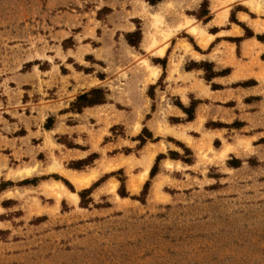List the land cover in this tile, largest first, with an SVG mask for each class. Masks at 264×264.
Here are the masks:
<instances>
[{"label":"rangeland","instance_id":"obj_1","mask_svg":"<svg viewBox=\"0 0 264 264\" xmlns=\"http://www.w3.org/2000/svg\"><path fill=\"white\" fill-rule=\"evenodd\" d=\"M93 88L104 104L66 112ZM0 184V264H264V0H0Z\"/></svg>","mask_w":264,"mask_h":264},{"label":"trees","instance_id":"obj_2","mask_svg":"<svg viewBox=\"0 0 264 264\" xmlns=\"http://www.w3.org/2000/svg\"><path fill=\"white\" fill-rule=\"evenodd\" d=\"M146 2H148L150 5H156L158 3H160L162 0H145ZM203 6H201L202 8ZM207 13H202V14H199L197 16L198 19L206 16ZM209 19H205V23L208 22ZM125 39H126V42L127 44L130 46V47H133V48H137L139 46V44L141 43V33H140V30L139 28L134 31V32H131V33H126L125 35ZM153 63L155 64H161V67L163 69V71L165 70V64H164V59H153L152 60ZM162 62V63H161ZM194 67L192 68H186L187 71H190L194 68L196 69H203L204 72H205V75H204V78L206 81L210 82L211 79L214 77L210 72V69L207 68L208 67V64L206 63H200L199 65H193ZM219 75H221V73H219ZM212 88H214V85H212ZM153 86H150L149 89H148V96L153 99V95H152V91H153ZM106 101V98H105V92L100 89V88H93V89H90L89 91L81 94V95H78L75 100L70 104V107L68 109V111L66 112H72V113H76V114H80L82 112L83 109L85 108H91V107H94V106H98V105H102L104 104ZM176 106L187 116L186 118V121L187 122H190L193 120V113H194V107L192 104H190L189 107H184L182 106L180 103H176ZM52 119L49 117L46 119L45 121V124H44V129H46L47 131L51 129L52 127ZM141 134L145 135L146 134V139L148 140H153L152 139V135L150 132L147 131L146 128H143L142 129V132ZM138 135L137 137H135L133 139V141H139V148H142L144 146V144L146 143L145 139L143 138V136ZM157 141V139H155L153 142ZM182 147V145H181ZM185 154L184 155H190V151H188V149L182 147ZM169 156L170 158L172 159H179L180 157L178 156L177 153H174V152H169ZM95 155H90L88 158L84 159V160H79V161H76V162H72V166L71 168L75 169V170H81L82 167L84 166H88L92 163L91 159H94ZM164 156L162 154L158 155L156 157V160H155V164L153 165V167L151 168L150 170V173H149V176H150V179L153 178L155 175H156V172H157V163L163 159ZM181 159V158H180ZM184 163H190L191 160L189 159H181ZM231 162H236L235 159H233ZM234 166V165H232ZM236 166V165H235ZM234 166V167H235ZM33 180L31 181H23L22 184H27V182H31L30 184H33L32 183ZM103 180H99L97 181L91 188L89 189H86V190H82L79 195L81 198H83L84 196L88 195L90 193V191L97 187L98 184H100ZM120 182H121V187H120V191H119V194L121 197H126V194L124 193V179H120ZM11 184V183H9ZM1 186H3V184H0V188ZM148 186H149V183L146 182L143 186V190H142V195H146L147 193V190H148Z\"/></svg>","mask_w":264,"mask_h":264},{"label":"bare ground","instance_id":"obj_3","mask_svg":"<svg viewBox=\"0 0 264 264\" xmlns=\"http://www.w3.org/2000/svg\"><path fill=\"white\" fill-rule=\"evenodd\" d=\"M191 33L193 35H195V37L198 38V41L200 42V44L202 45H206L207 42L209 41V38H206L204 33L200 30H198L197 28H191ZM148 65V64H147ZM148 68L151 69L150 71V75L151 77H155L156 76V68L148 65ZM152 155H148L143 162L141 163V167H142V173L140 174L137 182L134 180L131 181L130 183V188L132 191H136L137 187L139 184H141L144 180H146L148 172L150 170L151 164H152ZM123 165V163H118V165L116 166H111V167H106V170H110V169H115L118 166ZM27 174L29 173V171L26 172ZM62 175L67 178L70 182H72V184L75 185V187L77 189H84L87 188L91 182L95 181L98 178V172L97 171H91L89 172V174H81V173H67V172H63ZM115 186H113L112 188V192L114 191ZM52 195L55 196V199L57 201H59L62 197H65L69 200H71L73 203H76L77 201V197L71 193H69L64 187L60 186L58 188V191H52Z\"/></svg>","mask_w":264,"mask_h":264},{"label":"crops","instance_id":"obj_4","mask_svg":"<svg viewBox=\"0 0 264 264\" xmlns=\"http://www.w3.org/2000/svg\"><path fill=\"white\" fill-rule=\"evenodd\" d=\"M216 25H217V23H216ZM200 31H202V30H200ZM203 33H204V35H205V37L206 38H209V41L207 42V44L204 46V45H202V44H200V42L198 41V38L197 37H195V35H193L192 33V35L196 38V40H197V42H198V44L201 46V47H203V48H205V47H207L208 46V44L216 37V36H219L218 34H220V33H228V34H230L229 32H230V30L228 29V30H226L225 32H220V33H218V32H216L215 34H209V33H205L204 31H202ZM218 33V34H217ZM162 55V54H161ZM161 58H163V57H161ZM153 67V66H152ZM154 68H156V67H154ZM150 69V68H149ZM150 71H151V69H150ZM157 68H156V76L155 77H152V79L154 80V79H157L158 78V73H157ZM185 73H188V72H185ZM152 155V154H151ZM152 162H153V159H154V155H152ZM120 161H122V159L121 160H119V161H117L115 164H111L110 166H115L117 163H119ZM152 165V164H151ZM117 168V167H116ZM119 168V167H118ZM104 171H107V170H104ZM109 171H111V169L109 170ZM65 172H67V173H70L69 171H65ZM98 172V171H97ZM72 173V172H71ZM73 173H79V172H73ZM149 173V172H148ZM81 174H84V173H81ZM86 175L87 174H89V173H85ZM148 176V175H147ZM65 178V177H64ZM67 179V178H66ZM68 180V179H67ZM69 181V180H68ZM72 183V182H71ZM92 183V182H91ZM89 187V186H88Z\"/></svg>","mask_w":264,"mask_h":264}]
</instances>
